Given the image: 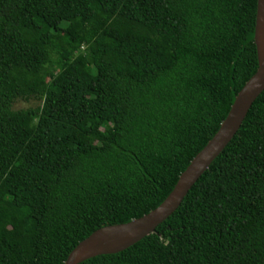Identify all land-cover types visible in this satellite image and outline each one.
Listing matches in <instances>:
<instances>
[{
	"label": "trees",
	"instance_id": "obj_1",
	"mask_svg": "<svg viewBox=\"0 0 264 264\" xmlns=\"http://www.w3.org/2000/svg\"><path fill=\"white\" fill-rule=\"evenodd\" d=\"M255 4L0 0V264L163 201L256 70ZM79 264H264V89L152 233Z\"/></svg>",
	"mask_w": 264,
	"mask_h": 264
},
{
	"label": "water",
	"instance_id": "obj_2",
	"mask_svg": "<svg viewBox=\"0 0 264 264\" xmlns=\"http://www.w3.org/2000/svg\"><path fill=\"white\" fill-rule=\"evenodd\" d=\"M252 41L257 63L254 74L235 95L216 133L191 159L163 201L137 219L93 231L69 252L63 264H79L95 256L125 250L152 233L175 210L191 185L232 138L251 103L264 89V0H256Z\"/></svg>",
	"mask_w": 264,
	"mask_h": 264
},
{
	"label": "rangeland",
	"instance_id": "obj_3",
	"mask_svg": "<svg viewBox=\"0 0 264 264\" xmlns=\"http://www.w3.org/2000/svg\"><path fill=\"white\" fill-rule=\"evenodd\" d=\"M36 105H37V102L35 100H32V99H29L27 101L16 100L12 104V109L13 110L26 109V108H29V107H34Z\"/></svg>",
	"mask_w": 264,
	"mask_h": 264
}]
</instances>
